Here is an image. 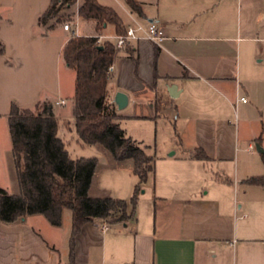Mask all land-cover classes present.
<instances>
[{
    "label": "crops",
    "instance_id": "crops-1",
    "mask_svg": "<svg viewBox=\"0 0 264 264\" xmlns=\"http://www.w3.org/2000/svg\"><path fill=\"white\" fill-rule=\"evenodd\" d=\"M206 1L157 0L153 12L146 1L138 0L143 14L126 2L123 6L126 26L133 19L157 21L165 39L161 45L133 41L120 50L108 98L114 102L119 91L128 95L124 109L116 105L124 120L154 116L155 97L160 95L170 102L167 108L184 136L183 154L174 161L166 159L164 165L175 167L159 181L145 212L134 221L108 223L107 231L103 220L87 222L76 236L74 263L72 213L64 211L58 226L44 214L0 221V264H264V185L247 180L264 173L249 172L255 146L241 132L242 122L262 121L264 37L251 20L239 19L235 25ZM50 3L0 0V41L5 45L0 55V115L8 116L13 101L34 106L49 100L57 117L69 120L72 127L76 72L62 57L72 34L39 24ZM81 22V28L90 31L80 35L96 33L92 21ZM104 33L116 34L114 26ZM172 85L176 97L169 93ZM129 106L143 107L127 113ZM196 148L203 149L208 160L191 157ZM9 150L13 156L12 139ZM6 168L11 181L15 162L13 171L9 164ZM232 171L233 180L226 176ZM212 173V182H204Z\"/></svg>",
    "mask_w": 264,
    "mask_h": 264
},
{
    "label": "trees",
    "instance_id": "trees-1",
    "mask_svg": "<svg viewBox=\"0 0 264 264\" xmlns=\"http://www.w3.org/2000/svg\"><path fill=\"white\" fill-rule=\"evenodd\" d=\"M77 1L51 0L48 9L39 16V24L53 28L55 22L64 19L62 12ZM125 2L143 14L138 0ZM79 16L92 21L96 33L71 35L62 48L65 63L76 72L73 128L83 145H101L117 162L133 160V172L138 177L134 193L129 199L90 195L98 159L71 156L59 134L62 123L72 128L71 122L57 117L49 100L38 101L34 106L12 102L8 121L20 191L10 193L0 186V221L4 223L16 222L30 214H44L58 226L62 224L64 210L72 211L71 263L75 262L76 236L87 222L100 219L114 224L137 219L138 194L154 171V157L127 135L120 124L122 115L108 98L109 67L117 60L120 49L112 40L99 43L98 37L109 25L114 26L116 34L125 33L127 26L114 7L98 0H81ZM132 50L128 49L130 53ZM158 52L159 48L157 55ZM4 53L5 45L0 41V55ZM130 55L138 63V57ZM169 105L168 100L156 95V114ZM257 141L262 147L263 137ZM260 154L264 162V151ZM190 156L208 160L201 148H196ZM247 180L264 185V175Z\"/></svg>",
    "mask_w": 264,
    "mask_h": 264
},
{
    "label": "rangeland",
    "instance_id": "rangeland-1",
    "mask_svg": "<svg viewBox=\"0 0 264 264\" xmlns=\"http://www.w3.org/2000/svg\"><path fill=\"white\" fill-rule=\"evenodd\" d=\"M100 1L104 5L112 6L117 9L120 15L127 19V14L124 10V7L126 8L125 0ZM143 1H146V7L153 12L156 11V5L154 2H157V0ZM163 1L165 2L166 0ZM205 3L212 11H215L218 14H223L225 19H230L235 23V25L239 19H241L242 22L245 20H251L257 28L261 30L260 36L264 37V0H207ZM80 4L81 0H78L71 8L64 10L62 14L64 15L65 20L63 19L60 22H55V26L64 28V24L66 22H74L77 17V7L80 6ZM81 20L83 19L79 16V31L89 32L90 28H86L83 25L81 28V24L83 22H81ZM73 27L74 26H72V28ZM122 49L125 50L127 48L125 47ZM71 71L74 73L73 70ZM68 106L69 103H67V107L65 109H68ZM142 107L139 106L133 108V106H129L126 110L127 113H131L133 111L137 112V110H142ZM259 110V113L263 114L261 122L251 121L249 123H241L243 138L247 137L248 143L250 142L255 146V150L252 152L250 158L251 169H249V172H253L251 174L264 173V164L261 154L258 151L257 141L260 136H262L264 140V108H260ZM120 124L122 128L125 129L128 136L140 143L146 149L147 153L154 157V171L149 176L148 181L144 184L143 190L138 194L139 198L136 216L139 218V214L145 212V207L150 204L151 198L154 193H156L155 191L159 181L162 180L169 169H173L175 167L174 165L173 167L164 165L166 161H169L166 159H173L174 161L179 159V157L183 154L182 146L184 144V136L178 128L174 114L167 107L162 108L160 112L154 116H144L140 118L133 117L124 120L121 119ZM62 125L59 134L65 133V142L73 158L78 155L82 157H96L98 159V168L95 173L94 184L90 194L93 196L110 195L116 198L129 199L133 195L135 186L138 183V177L133 172V160L128 159L124 162H117L112 158L109 159L107 156V150H103V146L98 144H81L79 142V136L73 126L70 128L68 127V124L64 125L62 123ZM10 139L8 116L2 114L0 115V183L5 184L7 186L6 189L10 193H18L20 191V187L17 173H13L11 175L10 181L8 169L6 168L9 164L11 166V170L14 169V159L9 150ZM173 152L175 155L169 157ZM243 168L239 173L241 178H244L243 176L246 172ZM214 174L215 173H212V175L210 174L204 178V182H212V176H214ZM226 176L232 180L235 178L233 171L231 174H227ZM0 186L3 187L2 185ZM64 211L72 213L70 209H66Z\"/></svg>",
    "mask_w": 264,
    "mask_h": 264
},
{
    "label": "built area",
    "instance_id": "built-area-1",
    "mask_svg": "<svg viewBox=\"0 0 264 264\" xmlns=\"http://www.w3.org/2000/svg\"><path fill=\"white\" fill-rule=\"evenodd\" d=\"M72 26H74L72 28ZM79 6L77 7V17L74 22H66L64 24V29L72 33V35L80 36L79 31ZM142 39L149 40L157 45H161L165 39L164 29L160 26L157 21H140L133 19V22L127 25L126 32L122 34L106 35L101 34L98 37V42L101 43L103 40H112L117 48H125L130 45L133 41H140ZM115 64L113 63L109 67V74L111 75L114 71ZM240 100L246 102V97H241ZM64 102V101H63ZM109 228L108 223L105 221L102 225V229L107 231Z\"/></svg>",
    "mask_w": 264,
    "mask_h": 264
},
{
    "label": "water",
    "instance_id": "water-1",
    "mask_svg": "<svg viewBox=\"0 0 264 264\" xmlns=\"http://www.w3.org/2000/svg\"><path fill=\"white\" fill-rule=\"evenodd\" d=\"M172 89L173 90L176 89V85H172L169 88V93H170L171 97H176V94H174ZM128 101H129V98H128V95L126 93H124L122 91H119L116 93L115 98H114V102L117 105L118 109H120V110L124 109L128 105ZM258 149L261 152L264 151V148H262V147H259ZM171 154H174V152Z\"/></svg>",
    "mask_w": 264,
    "mask_h": 264
}]
</instances>
